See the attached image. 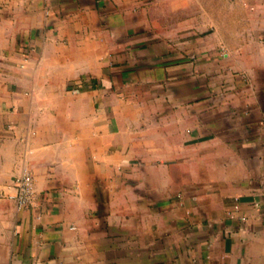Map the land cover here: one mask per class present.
I'll list each match as a JSON object with an SVG mask.
<instances>
[{
  "label": "crops",
  "instance_id": "1",
  "mask_svg": "<svg viewBox=\"0 0 264 264\" xmlns=\"http://www.w3.org/2000/svg\"><path fill=\"white\" fill-rule=\"evenodd\" d=\"M0 264H264V0H0Z\"/></svg>",
  "mask_w": 264,
  "mask_h": 264
},
{
  "label": "built area",
  "instance_id": "2",
  "mask_svg": "<svg viewBox=\"0 0 264 264\" xmlns=\"http://www.w3.org/2000/svg\"><path fill=\"white\" fill-rule=\"evenodd\" d=\"M15 195L13 199L18 208L24 209L32 207L36 200V190L32 174L25 171L14 180Z\"/></svg>",
  "mask_w": 264,
  "mask_h": 264
}]
</instances>
